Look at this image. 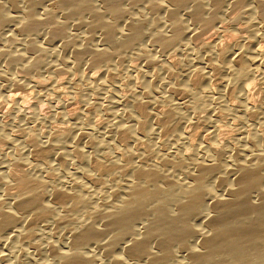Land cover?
I'll return each mask as SVG.
<instances>
[{
    "label": "bare ground",
    "instance_id": "1",
    "mask_svg": "<svg viewBox=\"0 0 264 264\" xmlns=\"http://www.w3.org/2000/svg\"><path fill=\"white\" fill-rule=\"evenodd\" d=\"M222 4L241 9L247 25L239 43L223 47ZM263 16L264 0H0V29L23 34V54L0 49V56L30 74L0 73V85L13 88L0 95V107L13 105L21 129L13 137L0 132L12 163L0 173V264H264ZM129 55L138 65L124 66ZM83 63L98 77L76 88L65 81L64 97L93 93L99 122L78 129V118L54 106L48 122L65 119L70 128L42 127L46 119L36 103L23 109L21 93L42 89L43 77L51 87ZM123 66L120 95L115 75ZM253 76L258 105L249 93ZM55 90L47 92L52 99L60 97ZM212 109L229 120L203 126L210 144H189L180 123ZM233 127L232 139L215 141ZM115 140L128 145L118 151ZM38 227L47 238L36 237Z\"/></svg>",
    "mask_w": 264,
    "mask_h": 264
},
{
    "label": "rangeland",
    "instance_id": "2",
    "mask_svg": "<svg viewBox=\"0 0 264 264\" xmlns=\"http://www.w3.org/2000/svg\"><path fill=\"white\" fill-rule=\"evenodd\" d=\"M224 5L222 4L221 5V9L219 10L220 12L222 11L223 12V14H221V16H220V20L222 19V17H223V19L221 20V24H223V26H221V27H223V29H222V31L220 32V35H219V38H218V42L217 43H219V44H221V46L223 47V46H227V45H231V44H235V43H239V41L241 40V38H243V36L245 35L246 36V30H247V25H246V22H245V20H242L241 18H239L240 16V12L242 11L241 9H239L238 11L237 10H229V9H227L225 6L223 7ZM45 7L48 9V10H50L52 13H55L56 11H57V7L52 3V4H49V3H45ZM224 8V9H223ZM226 8V9H225ZM140 11H142V10H140ZM139 11V13L141 14V15H143V11L142 12H140ZM224 11H226L225 12V14H224ZM232 13H231V12ZM221 12V13H222ZM239 13V14H238ZM237 14V15H236ZM224 15V16H223ZM146 17V16H145ZM231 17V18H230ZM148 17H146L145 19H147ZM235 18V19H234ZM263 18V19H262ZM261 19H260V21L262 20L263 22H264V16L262 17ZM261 21V22H262ZM262 22V23H263ZM262 23H260V27H261V29H264V23L262 24ZM120 26H121V24H120ZM239 26V27H238ZM4 31H6V32H4ZM10 31V32H9ZM163 31H164V29H163ZM2 32V33H1ZM8 32V33H7ZM242 33H243V35H242ZM0 34L2 35H0V38H2L1 40H0V49L1 50H5L6 52H8V53H12V54H16V53H22V50H23V45H22V43H23V34H22V32L19 30V27H17V26H14V27H12V28H10L8 31L7 30H4V29H0ZM10 34V36H11V38L8 36ZM225 34V35H224ZM9 37L11 40L13 39V41H11L10 42V40H6L7 41V43H5V37ZM222 36H224V37H222ZM22 37V38H21ZM209 36L207 35H204L203 36V39L205 40V41H210V39L212 40V37L210 38H208ZM207 39V40H206ZM3 40H4V43H2L3 42ZM35 41H36V43L37 44H42L40 41V37L36 40V38H35ZM34 41V42H35ZM8 42L10 43L9 45H8ZM16 42V43H15ZM16 44H18V45H16ZM21 44V45H20ZM22 46V47H20V46ZM56 45L58 46V43L57 42H55V47H56ZM55 47H52V50L55 48ZM19 48H21V49H19ZM180 48V49H179ZM13 49V50H12ZM56 49V48H55ZM54 49V50H55ZM153 49V48H152ZM12 50V51H11ZM20 50V51H19ZM183 48L180 46V47H178V48H175L174 50H173V53H175V52H177V53H182L183 52ZM153 52H154V50H152ZM23 54V53H22ZM67 54H69V53H67ZM67 54H65L66 56L65 57H69L70 56V54L69 55H67ZM168 54V53H167ZM170 55L171 54H169L168 56L170 57ZM167 56V57H168ZM1 57V56H0ZM26 57V56H25ZM167 57H166V59H167ZM172 57V56H171ZM170 57V58H171ZM128 58V57H127ZM170 58H168V59H170ZM25 58H23V60H24ZM134 57L132 56L131 57V55H129V58L128 59H126L125 60V63H126V65L124 64V66H130V67H135L136 65H138V63H137V60L135 59V61H134ZM167 59V60H168ZM18 65H19V67H18ZM18 65H9L8 63H7V61L5 62V60H3V58L1 57L0 58V73H2V75H4L5 77H21V76H23V77H29L30 76V74L28 73V72H25V70L23 69V66H20V64H18ZM133 65V66H132ZM206 65V62H205V64H204V66ZM124 66L122 67L123 68V71L121 70V69H118V71H116V75L115 76H117V77H115V79L116 80H119L120 81V83H119V94L120 95H123V93H125V88H124V86H125V80H126V75H125V73H124ZM208 67H210V66H208ZM18 68V69H17ZM88 68V66H86L84 63L83 64H81L80 66H78V68H74V70L72 69L71 70V72H70V74L69 75H56L55 76V78H54V81H53V85H51V87H50V85H48V83H47V77H43V76H39V77H36V78H41V79H43V78H45V80L42 82V89H37V90H30V91H26V92H23V93H21V95H23L22 96V102H20V105L21 106H23V109L26 111H29V108H30V105H34L35 103V106H37V108H38V110H39V113H40V116H42L43 117V119H46L47 118V112H48V108L49 107H51V108H53L54 106V108L53 109H55L56 111H62L63 113H66V115H68V119L70 118L71 119V117L70 116H72V118L74 117H76V118H78L79 120L78 121H74V123H75V126H76V128H81V126L82 125H84L85 123H86V121L87 120H89V119H91V120H96L97 119V122H99V117L100 116H97V114H96V112H95V109H94V111H93V113L91 112L92 110H90V109H93L92 107H93V104L96 102L95 100H97V97L93 94V93H83V94H85V95H82V96H78L77 97V99L76 100H73V101H69V100H67V98L66 97H64L65 96V92H67V91H65V89L64 88H67V87H69V85L67 84V83H64L65 81H67V80H71V82H73V84H74V87L76 88V87H78L80 84H83V81H84V79H86L87 77H92V78H97L98 77V75H99V73L98 72H89V71H91L90 69L88 70L87 69ZM16 69V70H15ZM21 70V71H20ZM82 70V71H81ZM156 70V68L154 69V71ZM2 71V72H1ZM15 71V72H14ZM74 71V72H73ZM9 72V73H8ZM11 72H12V74H11ZM76 72V73H75ZM156 72V71H155ZM6 75H5V74ZM78 73V74H77ZM89 73V74H88ZM110 73V72H109ZM109 73H105L106 75H107V78L109 79L112 75H113V73H111V74H109ZM120 73H122V74H120ZM124 73V74H123ZM141 73V71H139L138 72V74H140ZM9 74V75H8ZM104 74V77L106 78V75ZM17 75V76H16ZM86 75V76H85ZM88 75H90V76H88ZM111 75V76H110ZM121 75V76H120ZM136 75V73L134 74V77H136L135 76ZM69 76V77H68ZM110 76V77H109ZM141 76V74L140 75H138V77H140ZM43 77V78H42ZM67 77V78H66ZM124 77V78H123ZM106 78V79H107ZM253 80H252V84H251V86H250V90H249V93L251 94H249L250 95V98H251V100H252V102L253 103H255V105L257 104H259L260 103V101L262 100V96L260 97V92L258 91L259 89H258V85H256L255 84V82H256V79H255V77L253 76ZM121 79V80H120ZM69 80V81H70ZM139 82H140V80H139V78H135V80H134V83H136V85L135 86H138V84H139ZM163 81H161V84H163V83H165V82H163ZM64 83V84H63ZM138 83V84H137ZM156 84H157V81L155 82ZM44 84V85H43ZM3 85H0V95L4 92V91H6V90H13V88L11 87V89L8 87V86H3V87H5V88H3L2 87ZM49 86V87H48ZM122 86V87H121ZM258 86V87H257ZM57 87V88H56ZM257 87V88H256ZM54 88V89H53ZM79 88H81V87H79ZM79 88H77V89H79ZM6 89V90H5ZM57 90V91H59L58 92V95H60V97L58 96L57 97V99L56 98H53L52 99V97H50L49 95H48V93L47 92H49V91H51V90ZM55 90V92L57 93V91ZM36 91V92H35ZM61 91V92H60ZM121 91V92H120ZM108 92V91H107ZM257 92V93H256ZM34 93V94H33ZM64 93V94H63ZM255 93V94H254ZM35 95V96H33V95ZM254 94V95H253ZM260 94V95H259ZM46 95V96H45ZM80 95V94H79ZM92 95V96H91ZM34 97V98H33ZM87 97V98H86ZM96 97V98H95ZM33 98V99H32ZM86 98V99H85ZM92 98V99H91ZM175 98H177V97H175ZM254 98V99H253ZM88 99V100H87ZM37 100H38V102H37ZM56 102H55V101ZM86 100V101H85ZM91 100H92V103L90 104L89 102H91ZM41 101V102H40ZM65 101V102H64ZM76 101V102H75ZM88 101V102H87ZM43 102V103H42ZM80 102V103H79ZM88 104V106H87V104ZM22 103V104H21ZM83 103V104H82ZM62 104V105H61ZM64 104V105H63ZM78 105H79V107H78ZM92 106V107H90V106ZM5 106V107H4ZM29 106V107H28ZM39 106V107H38ZM57 106V107H56ZM80 106H81V108H80ZM28 107V108H27ZM74 107V108H73ZM78 107V108H77ZM59 108V109H58ZM85 109L84 111H83V109ZM160 108H162L163 109V107H160ZM160 108H159V110H160ZM13 105L12 104H6V105H3V106H1L0 107V132H3V133H5L7 136H10V137H13V136H17L18 134H21V129H20V127H19V125H18V123L16 122V117H17V112H15V111H13ZM81 110V111H79V110ZM213 110V109H212ZM212 110L210 111H207V110H198V111H196L195 112V115H197V119H195V117L194 118H191V122H190V118H188L187 119V125H186V123H183L182 125H181V123H180V129L186 134V136H187V141H188V143L189 144H191V145H194V143H196V142H200V143H202V144H207L208 142V144H210L211 143V141H209V140H212V138H210L211 136H210V133L207 131V128H205L206 127V123H208L209 122V124H211V125H213V126H221V125H224L225 124V122H227L228 120H229V118L227 117V116H225V115H222V113H220V111L219 110H213V111H215V113L214 112H212ZM83 111V112H82ZM90 111V112H89ZM70 112H72V113H70ZM81 112V113H80ZM199 114H198V113ZM208 112V113H207ZM210 112V113H209ZM212 112V113H211ZM77 113V114H76ZM79 113V114H78ZM4 114V115H3ZM71 114V115H70ZM83 114V115H82ZM95 114V115H94ZM75 115V116H74ZM93 116V118H92V116ZM215 115H216V117H215ZM46 116V117H45ZM82 116V117H81ZM202 116V117H201ZM221 116V117H220ZM45 117V118H44ZM81 117V118H80ZM12 118V119H11ZM83 118H85V119H83ZM210 118V119H209ZM224 118V119H223ZM9 119H11V120H9ZM80 119H83L82 121H80ZM172 119H174V117H171V120ZM194 119H195V122H194ZM62 119H58V118H55V119H50L49 120V122H48V120L46 119L45 121H44V125H42V127H44V126H47V124H45L46 123V121L48 122V126L49 127H57V129H59V130H64L65 129V126H67V125H69V126H67L66 128H70V123H68L67 121H63V120H65V119H63L62 121H61ZM193 120V121H192ZM197 120V121H196ZM207 120V122H205ZM214 120V121H213ZM13 121V122H12ZM58 121V122H57ZM80 121V123H78ZM203 121V122H202ZM15 122V123H14ZM68 124H67V123ZM189 122V123H188ZM202 124H201V123ZM9 123H10V125H9ZM54 123V124H53ZM66 123V124H65ZM174 126L176 125V123L178 124V126H179V123H178V121H177V119L175 118V122L174 121H172L171 122ZM192 123V124H191ZM200 123V124H199ZM16 124V125H15ZM81 125V126H80ZM184 125V126H183ZM189 125V126H188ZM2 126V127H1ZM18 126V127H17ZM74 126V127H75ZM203 126H205L204 128H203ZM78 128V129H79ZM183 128V129H182ZM203 128V129H202ZM261 129V128H260ZM194 130V131H193ZM204 130V131H203ZM34 132H32V135L34 134V133H36L37 132V130L35 131V130H33ZM206 131H207V133H206ZM230 131V130H229ZM229 131H226V132H224V133H222V134H219V135H216L215 136V138L214 139H216V137H217V139L215 140V141H217V142H219V144H221L222 142L221 141H228L229 139H232L233 138V136L236 134V129L233 127L232 129H231V131H230V133H229ZM11 133V134H10ZM228 133V134H227ZM13 134V135H12ZM15 134V135H14ZM12 135V136H11ZM226 135L228 136L227 138H226ZM232 135V136H231ZM220 136V138H218ZM224 136V137H223ZM145 136H141V140H139V142L141 141H143L144 142V140H146V139H151L152 137H146V139L144 138ZM169 137V138H168ZM193 137V138H192ZM165 139H163L164 141H166L167 140V138H168V140L166 141V142H164L163 140H162V143L164 144L163 146L164 147H167V145L169 144L170 146H171V143L172 142H170L171 141V139H172V137L170 138V136H165L164 137ZM223 138V140H221ZM220 139V140H219ZM154 140V139H153ZM170 140V141H169ZM172 141H173V139H172ZM121 141H119V140H115V149L117 150L118 148V151L119 150H122L123 149V147H126L127 145H125V143H120ZM138 142V141H137ZM167 142H169V143H167ZM192 142V143H191ZM130 144V146L132 147L135 143H129ZM167 144V145H166ZM168 145V147H170ZM117 146V147H116ZM167 147V148H168ZM8 151L10 152V150H8L5 146H3V144L0 142V171H2V172H0L1 174L6 170V169H8V168H11L12 167V163L8 160L9 158L6 156L7 155V153H8ZM118 151H115V152H118ZM183 152V151H182ZM4 153V154H3ZM186 154L187 153V151H184L183 152V154ZM3 154V155H2ZM5 155V158L3 157ZM2 156V157H1ZM5 159V160H4ZM13 159H15V160H21V157L20 156H16L15 158L13 157ZM2 162V163H1ZM8 164H7V163ZM4 163V164H3ZM6 163V164H5ZM53 173V174H52ZM51 173V171H48L46 174H45V176L46 177H49V179L50 180H53V178H54V172H52ZM51 177V178H50ZM36 230H38V233L36 232V237L37 238H40V237H42V234L44 233V232H48L47 230H43V229H41L40 227H38V228H36ZM41 232V233H40ZM41 234V235H40ZM48 234V233H47ZM40 237H39V236ZM44 235V238H47L45 235V233L43 234ZM42 239H43V237H42ZM43 241V240H42ZM9 248H10V250H9ZM6 251H8L9 252V255H10V253H11V255H13V257L16 255V253H17V250H16V248H14V247H11V246H9V247H7L6 249H5ZM13 250H14V254H13ZM1 252V251H0ZM8 252H6L7 254H8Z\"/></svg>",
    "mask_w": 264,
    "mask_h": 264
}]
</instances>
